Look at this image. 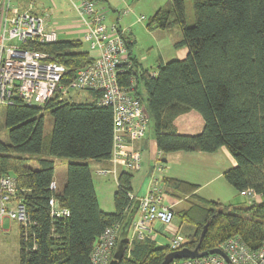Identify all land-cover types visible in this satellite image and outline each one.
I'll list each match as a JSON object with an SVG mask.
<instances>
[{
  "label": "trees",
  "instance_id": "trees-1",
  "mask_svg": "<svg viewBox=\"0 0 264 264\" xmlns=\"http://www.w3.org/2000/svg\"><path fill=\"white\" fill-rule=\"evenodd\" d=\"M186 0H170L150 19L147 27L179 28L187 47L184 59L160 63L156 74L142 66L126 41L131 69L120 77L122 86L142 100L153 121L159 160L176 152L216 153L226 149L236 166L223 177L241 196L253 189L257 199L246 206L223 204L198 195L197 184L163 177L166 203L187 206L175 211L180 218L184 247L201 251L218 249L239 238L255 250L264 243V0H193L195 25L186 26ZM80 39L36 46L68 69L63 84L93 60ZM142 87L145 98L140 88ZM91 102L54 98L44 106L17 99L6 107L8 142L0 139V179L16 180V199L26 207L29 224L20 226L19 264H92L91 255L103 232L120 229L136 200L133 172L122 171L114 194L115 212L100 208L89 162L110 167L113 148V110L97 104L100 92L88 91ZM53 118L51 135L44 136L42 111ZM197 112L203 129L196 135L180 134L176 119ZM73 159L61 189L54 182L55 159ZM36 160L38 168L29 161ZM243 197V196H241ZM56 199L66 217L51 215L49 201ZM244 198V197H243ZM207 228L202 237L204 229ZM172 252L151 238L132 240L119 264H161Z\"/></svg>",
  "mask_w": 264,
  "mask_h": 264
},
{
  "label": "built area",
  "instance_id": "built-area-1",
  "mask_svg": "<svg viewBox=\"0 0 264 264\" xmlns=\"http://www.w3.org/2000/svg\"><path fill=\"white\" fill-rule=\"evenodd\" d=\"M83 28V41L89 45L93 60L76 71L75 78L64 85L68 69L48 53L36 50V46L57 42L58 33L47 26L45 18L35 11V3L18 0H0V108H6L21 99L27 105L44 106L54 98L72 101L71 91H97L101 96L97 104L113 110V148L110 167H97L101 176H114L120 171L138 172L142 168V152L139 143L147 134L149 115L142 100L132 95L136 88L134 79L131 90L124 88L120 76L131 69V60L123 31L118 23L109 26L106 15L96 0H70ZM143 20L144 17H141ZM156 73H153L155 75ZM78 101V100H76ZM155 171L164 168L156 163ZM57 185L52 182L50 189ZM17 186L14 177L0 179V223L10 219L20 226L29 224L26 207L16 199ZM247 199L257 198L253 189L242 191ZM138 202L130 240H154V225H170L175 218L172 206L166 203L159 179L152 176L144 196L130 195ZM51 215L66 217L69 211L61 209L56 199L49 201ZM120 226L108 227L94 248L92 264H109L116 249ZM130 241V242H131ZM184 235L174 232L170 239L171 251L185 248ZM228 260L219 254L201 258L175 260L172 264H264V243L258 249H250L239 238L229 239L219 246Z\"/></svg>",
  "mask_w": 264,
  "mask_h": 264
},
{
  "label": "rangeland",
  "instance_id": "rangeland-1",
  "mask_svg": "<svg viewBox=\"0 0 264 264\" xmlns=\"http://www.w3.org/2000/svg\"><path fill=\"white\" fill-rule=\"evenodd\" d=\"M17 1V0H15ZM25 4L35 3V11L37 14L45 18L47 26L58 33V39L61 41L80 39L83 40V28L80 24L79 17L70 0H18ZM97 5L106 15V22L109 26L118 23L121 30L125 31L124 35L127 41H131L133 55L150 70L157 69L161 63L170 62L172 60L184 59L188 54L187 47H176V44L183 40L182 31L179 28L172 30L150 29L147 27L150 19L162 8L170 5V0H96ZM186 26L193 27L195 25L194 3L193 0L185 1ZM141 17H144L142 20ZM83 50L90 52L89 45L84 42ZM142 87L140 92H142ZM143 97L145 94L142 92ZM70 96L74 101L91 102L92 99L85 91H71ZM5 107L0 108V139L8 142V128L5 125L6 112ZM45 121L44 136L47 139L54 127L53 118L46 110L42 111ZM146 143L155 142L153 121H149L147 134L144 137ZM153 145V144H152ZM152 147L145 148L143 152L142 168L138 172H133L132 187L135 195L141 197L147 193L151 184L152 176L159 179L163 178V173L155 171L157 160L155 159ZM190 154V153H189ZM152 160H148V157ZM153 156V158H152ZM163 160H167V156H163ZM207 162L205 159L203 160ZM73 159L57 158L55 159L54 181L58 188L61 189L66 181L67 166ZM96 163V162H95ZM92 164V178L95 185L97 198L100 208L107 213L115 212L114 194L117 191V180L114 176H101L95 171V164ZM165 171L169 169L170 164L158 161ZM197 165V159L193 160ZM32 168H38L36 160L29 161ZM151 166V167H150ZM179 167V165H176ZM212 176V175H211ZM163 185V184H161ZM198 195L211 201H219L223 204H238L246 206L248 199L241 197L237 191L225 180L224 177L217 180L214 179L209 185L202 187L198 191ZM246 199V200H245ZM257 199V198H255ZM251 202V200H248ZM185 202L177 203L174 212L185 208ZM158 225V222H156ZM155 223V224H156ZM180 226V218L175 216L170 225H162L168 234H171L169 227ZM155 229V225H154ZM156 231V230H154ZM183 232L186 230L183 229ZM19 238L20 224L17 222L4 219L0 223V264H19Z\"/></svg>",
  "mask_w": 264,
  "mask_h": 264
},
{
  "label": "crops",
  "instance_id": "crops-1",
  "mask_svg": "<svg viewBox=\"0 0 264 264\" xmlns=\"http://www.w3.org/2000/svg\"><path fill=\"white\" fill-rule=\"evenodd\" d=\"M125 34L126 32L123 30V35ZM161 62L164 63L163 60H161ZM142 66L146 68L143 64ZM156 71L157 69H153L151 70V73H156ZM175 124L178 127V131L180 134L196 135L202 131L204 123L202 117L197 112L191 111L189 113L179 116L176 119ZM139 146L142 152V159L145 148L152 147L154 150H156L153 156L155 157L156 160H159V152L155 142L153 143V141L152 142L149 141L147 144L146 139H143L139 143ZM166 156H167V160H162V161L167 162V164H170V166L168 171L167 170L165 171L164 169L163 177L176 178L197 184L199 186V190L202 189V187L209 185L214 179L217 180L221 179L223 177V174L228 169L236 166L234 159L232 158L230 153L224 148L220 149L216 153H211V154L208 153L189 154L185 152H176V153L168 154ZM194 159H197L198 162L197 165L193 163ZM204 159L207 161L206 163L205 161H203ZM148 160L149 162L150 160H152L150 158V155L148 157ZM91 162H89V165L92 168ZM94 165H96L95 168L103 166L100 163H95ZM176 165H179V167H176ZM175 206H177V204L172 207L173 211ZM155 230H156V234L154 235V240L160 246L169 245L170 239L174 232H179V231L181 233L183 232L182 231L183 228L181 229L180 226L175 227L171 225L169 227L171 234L167 235L168 232L165 230V228L162 225H158L157 223L155 224Z\"/></svg>",
  "mask_w": 264,
  "mask_h": 264
},
{
  "label": "water",
  "instance_id": "water-1",
  "mask_svg": "<svg viewBox=\"0 0 264 264\" xmlns=\"http://www.w3.org/2000/svg\"><path fill=\"white\" fill-rule=\"evenodd\" d=\"M137 211L138 202H136L135 207L131 210L126 221L119 231L116 249L109 264H119V262L125 257V254L130 247L129 236ZM206 231L207 228L204 229L202 237L205 235ZM209 254H219L228 260L226 254L223 253L220 249H213L211 251L204 252L201 251V244L199 243L195 249H189L185 247L180 250L168 253L161 264H172L175 260L201 258Z\"/></svg>",
  "mask_w": 264,
  "mask_h": 264
},
{
  "label": "bare ground",
  "instance_id": "bare-ground-1",
  "mask_svg": "<svg viewBox=\"0 0 264 264\" xmlns=\"http://www.w3.org/2000/svg\"><path fill=\"white\" fill-rule=\"evenodd\" d=\"M246 199H247V198H246ZM248 200H251V201H252L253 199H248ZM129 238H130V236H129ZM130 241H131V240H130ZM130 244H131V242H130Z\"/></svg>",
  "mask_w": 264,
  "mask_h": 264
}]
</instances>
